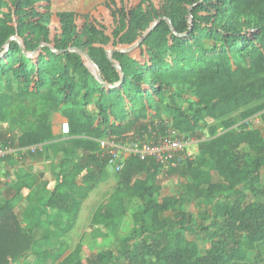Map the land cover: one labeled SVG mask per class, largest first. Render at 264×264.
<instances>
[{"label": "trees", "instance_id": "1", "mask_svg": "<svg viewBox=\"0 0 264 264\" xmlns=\"http://www.w3.org/2000/svg\"><path fill=\"white\" fill-rule=\"evenodd\" d=\"M55 113L69 135L54 134ZM256 117L264 126V0H0V125L12 134L0 138L58 168L21 217L11 199L0 204V264L249 259L264 243ZM169 129L195 137L200 158L182 150L163 173L156 158L130 156L91 230L109 236L136 199L132 231L86 260L82 242L71 250L80 202L107 175L100 142L127 146ZM175 172L185 190L164 195L163 176Z\"/></svg>", "mask_w": 264, "mask_h": 264}, {"label": "rangeland", "instance_id": "2", "mask_svg": "<svg viewBox=\"0 0 264 264\" xmlns=\"http://www.w3.org/2000/svg\"><path fill=\"white\" fill-rule=\"evenodd\" d=\"M251 128H258L264 133V126L259 118H253L250 122ZM207 135L209 134L207 132V129L204 130ZM0 134L6 137H9L10 133H7L6 130L0 125ZM3 136L0 138V143L5 146L7 144L6 138L4 139ZM197 143L191 144L189 147H186V152L193 153L192 156L198 157L199 156V149H197ZM187 154V153H186ZM200 158V156H199ZM18 159H20V156H18ZM106 174L108 175V178L106 181L102 182L96 190L90 195V197L86 200L85 208H84V214L81 217V222L78 225L77 228H74L70 232V234L67 236L66 240L70 245L71 250L75 248V246L82 242L84 246L83 251V258H86L91 255L98 253L102 250L108 249L110 247H116L119 240L123 237L130 234L133 228V213L137 211L139 202L136 199H127V208L128 212L127 214L120 219L117 227L113 230V232L109 236H97L96 234H93L91 230V220L92 215L95 209L101 204L106 203L109 200L110 193L113 189V187L116 185L118 180V174L108 167V170L106 171ZM213 179L214 181H220V176L212 171ZM165 179L164 182V190L162 193L164 195L169 194H182L185 190V181L182 179V177H178V175L175 173L173 174H165L163 176ZM264 181V176H263ZM264 200V199H263ZM194 203L190 202L187 204V208L193 210ZM196 210H199L198 206H195ZM201 208V207H200ZM22 207L20 204L17 205V208H15L16 214L20 217L18 214L21 211ZM188 237L190 239H197L195 233H188ZM200 244V251L201 253H204L205 251V245L203 242H199ZM16 264H26L24 261L20 260ZM234 264H264V243H260L257 245V248L249 254V259L245 261H235Z\"/></svg>", "mask_w": 264, "mask_h": 264}, {"label": "crops", "instance_id": "3", "mask_svg": "<svg viewBox=\"0 0 264 264\" xmlns=\"http://www.w3.org/2000/svg\"><path fill=\"white\" fill-rule=\"evenodd\" d=\"M67 121L68 119L62 113H55L52 116V126L55 135L62 134V124ZM30 152L33 153L32 151ZM18 156H20V159H18ZM55 171H58V168H55L54 163H52L51 160L46 159L43 156L32 155L29 152H26V150L20 151L13 148V153L0 162V204L6 199H11L15 208L20 204L22 209L18 214L21 217L26 210L33 208V206L29 204L27 198L31 192L36 190L37 186L43 182H47V188L51 190L58 182L53 175V172ZM107 178L108 175H106V178L102 182L106 181ZM102 182H100L98 186ZM96 188L90 193V195L96 190ZM90 195L80 202L79 217L74 228H77L81 222L85 203ZM34 207L36 208V206Z\"/></svg>", "mask_w": 264, "mask_h": 264}, {"label": "built area", "instance_id": "4", "mask_svg": "<svg viewBox=\"0 0 264 264\" xmlns=\"http://www.w3.org/2000/svg\"><path fill=\"white\" fill-rule=\"evenodd\" d=\"M62 135L70 134V126L68 121L64 122L61 127ZM198 146V140L193 136L178 135L174 130L169 129L165 135L155 134V137L150 138L147 134L145 139L136 138L129 145L122 146L112 141L102 140L100 142L101 149L104 154L109 157V166L116 172H121L125 166L127 159L134 155L141 159L154 157L163 167V173H166L169 168L171 159L176 153L186 150L191 144ZM198 149V147H197ZM36 152L37 147L30 149ZM13 153V147L10 145L3 146L0 143V162L7 156ZM188 156H192L191 152H186Z\"/></svg>", "mask_w": 264, "mask_h": 264}]
</instances>
